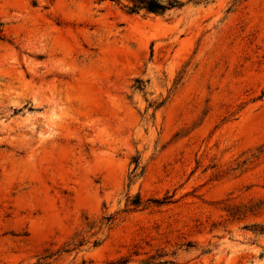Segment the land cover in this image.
Masks as SVG:
<instances>
[{
  "label": "rangeland",
  "instance_id": "374dc122",
  "mask_svg": "<svg viewBox=\"0 0 264 264\" xmlns=\"http://www.w3.org/2000/svg\"><path fill=\"white\" fill-rule=\"evenodd\" d=\"M0 0V264H264V0Z\"/></svg>",
  "mask_w": 264,
  "mask_h": 264
},
{
  "label": "trees",
  "instance_id": "16d2710c",
  "mask_svg": "<svg viewBox=\"0 0 264 264\" xmlns=\"http://www.w3.org/2000/svg\"><path fill=\"white\" fill-rule=\"evenodd\" d=\"M119 1V0H110ZM130 13H137L144 10L157 15L164 14L167 10L181 6L179 0H127Z\"/></svg>",
  "mask_w": 264,
  "mask_h": 264
}]
</instances>
